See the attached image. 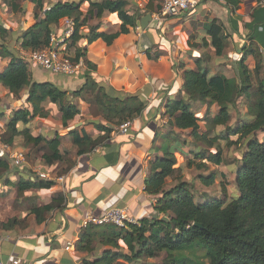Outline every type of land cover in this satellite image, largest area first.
Instances as JSON below:
<instances>
[{
  "label": "trees",
  "instance_id": "obj_1",
  "mask_svg": "<svg viewBox=\"0 0 264 264\" xmlns=\"http://www.w3.org/2000/svg\"><path fill=\"white\" fill-rule=\"evenodd\" d=\"M223 1L232 14L241 4V0ZM30 2L34 6L33 16L37 23L22 34L20 48L29 52L49 48L52 33L58 24L71 21L73 30L69 41L75 55L70 60L84 65V83L78 90L67 92L50 82L33 81L27 69L28 63L17 60L7 47L6 40L10 33L0 24V59H9L6 69L0 72V88L13 97L25 93L21 105L12 110L11 117L0 133V143L13 147L20 141L23 149L31 147L40 151L44 165L62 163L64 157L70 156L69 151H61L62 135L55 132L51 139L41 134L36 136L30 124L35 119H47L50 113L45 107L50 105L57 109L61 127L66 129L71 121L81 115V102L89 106L91 116L100 118L102 123L97 125L100 135L96 138L85 132L80 134L76 129L70 131L74 155L80 157L98 149L109 151L108 142L113 132L123 124L139 119L145 113L147 103L139 95L116 91L96 75V66L86 59V48L80 47L78 40H83L86 46L100 40L109 47L120 36L128 35L136 26L135 17L127 11L128 0H57L46 9L43 0ZM84 4L87 5L85 13L81 10ZM152 4L151 0L147 6L150 13H153ZM17 9L18 5L11 0V10L16 12ZM259 12L263 13L264 7L253 12V35L249 37V45L243 50L242 58L235 63L239 80L237 85L229 82L221 73L203 71L199 61L196 62V70L182 68L181 93L184 98L168 101L165 106L164 115L168 118L167 125L171 130L163 137V142L151 150L155 156L160 154V157H155L150 164L152 176L144 181V193L156 202L152 207L155 216L142 218L138 224H128L124 229L105 224L90 225L82 230L75 246L76 252L84 256L82 264H119V261L130 262L140 257L154 259L161 254L165 256L161 264H264V140L259 142L252 139L257 132L264 131V61L257 47L260 38L256 33L260 28L264 30V23L257 18ZM108 15L117 17L119 25L115 32L101 31V21ZM92 20L97 24L88 28L86 35H82ZM203 29L210 41L208 43L203 38V47L210 46L216 57L223 56L228 45L224 25L216 19H207ZM247 56L255 58L253 70L245 65ZM146 57L151 60L148 53ZM240 95H244L248 102L256 97L247 105L249 121L231 127L228 124L233 101L235 96ZM207 101L214 103L218 112L208 119L206 131L200 134L199 119L191 111L190 103ZM218 127L226 128V137L214 133ZM175 131H190L196 142L209 148L218 146L219 141H226L230 137L246 140V152L234 179L237 196L229 198L224 183L221 185L222 198L202 204L194 200L190 191L192 185L189 183L180 182L172 189L164 190L166 181L175 178L180 172L179 168H175V153L181 145ZM201 153V156L195 155V158H207L215 166L223 163L220 151L215 155L205 151ZM113 159L109 162L111 166L116 164L118 154L114 153ZM73 166L74 161H69L63 173ZM15 171L17 168L12 166L8 157H0L1 186L25 192L31 189H50L54 185L53 181L14 183L9 178ZM199 179L205 186H210L214 175ZM63 201L64 197L53 200L57 209H61ZM53 205L31 209L30 214L34 215L37 224L44 222V215L52 211ZM23 222L10 219L2 223L1 227L12 229ZM196 224L201 225L202 229L196 227ZM118 242L126 247L128 255L112 251L119 249ZM98 245L108 250L96 259H90Z\"/></svg>",
  "mask_w": 264,
  "mask_h": 264
},
{
  "label": "crops",
  "instance_id": "obj_2",
  "mask_svg": "<svg viewBox=\"0 0 264 264\" xmlns=\"http://www.w3.org/2000/svg\"><path fill=\"white\" fill-rule=\"evenodd\" d=\"M262 7H264V0H241L240 6L232 14L225 7L223 0H203L196 3L192 9L181 16L169 19L173 20L171 22H180L177 28L180 29V34L186 33L185 35H187L188 40L194 34H197L194 37V43L192 42L190 45L186 43L187 50L183 51L184 53L181 51L182 53L179 56L186 65L185 68L196 70V62L199 61L203 71L212 70L215 63L219 62L217 66L221 65L219 68L220 73L229 82L237 85L239 80L235 63L242 58L243 50L249 45V37L253 35L251 32V26L255 22L252 18L253 12ZM108 16L112 17L114 15ZM114 17L117 19L116 15ZM193 18L198 22L197 31H194L190 25ZM257 18L261 23H264V12H259ZM207 19H216L222 23L228 35V45L221 57H216L214 50L210 46L208 48L203 47V38H206L208 43L210 42L209 38L204 35L203 29L204 22ZM167 24L165 25L167 26ZM107 28L105 24L101 23V31L108 32L106 31L108 30ZM165 28L162 29V32H164ZM256 33H258L260 38V43L256 40L259 45H256L264 61V30L260 28L259 32ZM128 36L130 35L120 36L109 47L100 40L94 42L86 48L87 59L95 65L101 64V58L104 57L106 51L111 50L118 41L124 40ZM178 37L176 35V42ZM98 46L104 54L98 55L96 53L95 48ZM136 55L140 62L144 60L146 62L150 61L147 59L145 53H143V56ZM245 65L250 70H253L255 58L247 56ZM97 66L99 68H97V71L99 70L100 72V66ZM33 69V81L38 83L50 82L63 91L78 90L84 83V80L79 76L63 77L62 75H54L44 70H39L36 67H33ZM127 71V69L123 73L122 71H112V73L104 78L106 80L104 82H108L107 84L115 90L132 94V92L137 90L128 91L123 89L126 87L123 79L121 80ZM170 80L168 81L169 83L162 81L160 85L169 84V92L166 97L172 99L181 93L182 75L179 76L176 72L173 79L170 78ZM158 96L157 94L154 95L156 98ZM240 98L246 100L244 95H240L238 99ZM81 104L85 106V108L81 107V115L76 121H71L66 129L61 127L57 109L51 106L56 111L54 118L57 120V125L53 128L54 131H51V134H49L50 130L45 131L46 135H44L38 130L39 133L33 134L36 136L41 134L46 139H51L54 133L58 132L62 135L61 147L63 144L70 143L69 133L73 129H76L80 134L85 132L90 137L96 138L100 135L97 125L102 123L101 119L98 117L93 118L90 114L89 106ZM244 112L243 115L235 114V122L238 123L237 125L231 124L232 127L249 121L250 117L245 109ZM50 116L45 120L38 119V121L42 123L47 122L50 120ZM159 118V115L155 114L151 119H148L146 113H144L139 119L130 123L126 133H122L120 129H117L119 132L114 131L108 142L109 151L98 149L92 154L76 157L70 143L67 151L72 154L70 158L74 161V166L59 176L58 179L50 178L48 181L54 182V185L50 189H31L19 192L16 188H8L15 190L17 195L21 194L26 200L27 198H32L27 200L30 209L24 215L14 217L18 221L26 220L27 223L18 224L12 229H3L0 224V263L82 264L84 256L76 252L75 246L83 230L81 221L85 215L93 214L94 216H99L104 210L111 207L127 209L133 216H137V219L147 218L150 216V213L154 215V212L151 210L154 201L144 193V181L149 173L148 166L152 156L151 150L159 146L158 144L152 145L159 129ZM47 134H49V137H47ZM15 147L19 151H24L20 145H16ZM114 153L118 154V159L116 164L111 166L109 162L114 161ZM56 164L62 163H55L54 165ZM44 166V169L46 167L50 169L53 165ZM41 167L39 166V168L30 170L17 168V171L13 172L9 179L14 183L19 181L41 182L37 177V172L43 173V167ZM1 188L6 190L3 186ZM59 197H64L61 209H57L56 204L53 202L54 199ZM45 205H53L54 208L50 213L44 215L45 220L42 224H37L34 215H31L30 211L33 208ZM7 221L8 218L2 222L5 223ZM66 247H69V250H66Z\"/></svg>",
  "mask_w": 264,
  "mask_h": 264
},
{
  "label": "rangeland",
  "instance_id": "obj_3",
  "mask_svg": "<svg viewBox=\"0 0 264 264\" xmlns=\"http://www.w3.org/2000/svg\"><path fill=\"white\" fill-rule=\"evenodd\" d=\"M56 1L57 0H43L44 8L46 9L49 5L55 3ZM150 1L151 0H128L127 11L135 17L136 26L130 30V36H128V38L118 41L111 50L106 51L104 57L101 58V64H97L100 66V72L99 70L97 71L98 66L95 64L94 65L96 66L95 74L102 79L112 73V71H122L123 73L125 69L128 70L124 74L125 76L121 78V80L123 79L125 83L124 85L126 87L123 89L128 91H132L133 89L137 90L129 95H139L147 103V109L145 113L148 119H151V117H153L155 114L159 115V129L157 131L155 140L152 142V145H160L163 142V137L171 130L167 125L168 118L166 115H164L165 106L168 104V101L184 98L182 93H180V95L177 94L172 99L166 97L169 92V84L160 85V82L164 81L167 83L168 81H171L170 78L173 79L174 73L176 72L177 75H182V68L186 65L182 62V59L179 58V56L183 51L187 50V45H190L192 42L194 43V37L197 34H194V36L192 38L190 37L188 40L187 35H185V30V34H180V29L177 28L180 22H171L173 20L162 19L161 17L160 19L154 21L155 18L153 16L154 14L158 13L163 0H152L153 13L147 11V6ZM14 2L18 5L16 12L11 10V0H0V24L3 25L10 33V36L6 40L7 47L10 48L17 60L28 63L27 69L33 78V67L36 66L32 65L28 59L21 56V52L28 53L29 51H24L20 48V38L22 34L27 31V29L37 23L33 16L34 6L31 4L30 0H14ZM81 10L83 13H85L87 11V5H82ZM148 13L151 14L153 21L145 30L142 31L139 28L138 23L139 20ZM194 19L195 18H193L190 25L194 31H197L198 22ZM101 23L108 27V30H106L108 32H115L119 25V22L114 16H105ZM96 24L97 22L94 20L89 21V23L86 25V28L82 31V35H86L88 33V28L93 27ZM165 24H167V26ZM164 27L166 28L164 32H162ZM72 30L73 24L71 21H61L54 29V32L51 36L53 43L55 42L57 44L58 49H64L63 54L69 59H73L75 55L74 48L71 47V43L69 41ZM176 35L179 36L177 42ZM78 43L80 47L87 48L86 43L83 40L79 39ZM95 51L98 55L104 54L100 51L99 46L95 48ZM143 53H148L151 56V60L149 62H146L145 60L140 62L138 60L139 58L136 54L143 56ZM8 62L9 59L6 61L0 59V72L6 69ZM218 63H215V66H213L212 70L210 69L212 71L211 73H220L219 68L221 65L219 64V66H217ZM36 68L43 70L40 67ZM83 72L84 65L82 64V68L78 74L80 78H82ZM104 81L106 80L104 79ZM116 91L123 94H128V92L125 93L120 90ZM156 94L157 96L159 95L157 98L154 97ZM24 95L25 93H20L18 96L13 97L6 90L2 88L0 89V133L4 130L6 122L11 117L10 115L12 110L21 105L20 103L24 98ZM161 97L162 99H160ZM235 97L237 98L233 101L231 120L228 124L229 126H231V124L237 125L238 122H235V114L243 115L245 113L244 109L247 111L246 108L248 103L250 104L256 96H254L250 102L244 100L243 98L238 99L239 96ZM80 106L85 108V106L81 103ZM190 106L191 111L195 113L196 117L199 119L198 132L203 134L206 131L208 119L213 117L218 112V108L211 101H207L205 103L193 102L190 103ZM45 109L51 115L50 120L42 123L39 122L38 119H35L36 121L34 120L31 122L30 128L33 133H39L38 130H40L44 135H46L45 131L50 130L49 134H51V131H54L53 128L57 125V120L54 118L56 111L54 110V107H51L50 105L46 106ZM77 118H75L74 121H76ZM119 129L120 128H118V130ZM115 131H117V129ZM214 133L216 135L219 134L223 137H226L227 131L225 127H218L215 129ZM49 134H47V137H49ZM175 136L179 139L181 144L179 150L175 153V168H179L180 172L175 178H171L166 181L164 190H170L180 182L189 183L192 185L190 191L193 194L194 200L197 204H202L212 199L222 198L221 185L224 183L229 198H234L237 194L234 185V179L240 165V161L246 152V140H238L237 137H230L226 141H219L217 144L218 146L209 148L200 142H196L191 137L190 131H175ZM252 139H257L259 142H262L264 140V131L257 132L252 137ZM17 142V146L23 145L22 142ZM16 145L8 148L0 143V157L11 158L17 153H22L24 157V164L19 169L25 168L30 170L42 166V172L44 174H48V177L52 179H58L59 176L63 174L65 168L69 166V161H71L69 157L72 154H70L69 157H64L65 160L62 162V164H56L50 169H48V167L44 169L45 166L40 159V155L42 154L40 151L32 149L31 147L25 148L24 151H19L18 149H15ZM69 145L70 143L63 144L61 150L65 152V150H68ZM7 148L10 151L9 154ZM201 151H205V153L212 155H215L217 151H220V156L223 160V163L220 166H215L214 164L210 163L207 158L204 160L201 157L196 159L195 155L201 156ZM157 156L160 157V154H157ZM157 156H155V153L152 152L148 166L149 173L146 179L152 176L150 164ZM203 164L205 166L200 168V166ZM211 174L214 175L213 184L210 186H205V184L200 181L199 177L208 178ZM30 198H27V200ZM27 200L24 199L21 194L17 195L15 190L8 188L4 190L0 186V224L3 223L2 221L4 219L8 218V220H10L15 219V216L24 215L30 209L29 204H27ZM152 200L154 201V206L156 202L154 199ZM151 210L153 212L152 208ZM153 216H155V214L152 215L150 213V216L147 218H151ZM23 223H27V221L25 220ZM118 246L119 249H114L112 251L121 252V254L125 255L129 254L126 247L121 242H118ZM107 250L108 248L98 245L95 252L90 256V259H96ZM164 258L165 256L161 254L154 259H145L140 257L139 259L131 260L130 262L119 261V264H161Z\"/></svg>",
  "mask_w": 264,
  "mask_h": 264
},
{
  "label": "built area",
  "instance_id": "obj_4",
  "mask_svg": "<svg viewBox=\"0 0 264 264\" xmlns=\"http://www.w3.org/2000/svg\"><path fill=\"white\" fill-rule=\"evenodd\" d=\"M200 1L203 0H163L158 13L153 16L155 18L154 21L160 19V17L162 19H175L192 9ZM63 52L64 49H58L57 44L53 43V39L51 38L49 48L36 52H21V56L28 59L32 65L40 67L48 73L66 77L77 76L82 68V64L73 63ZM129 125L130 123L123 124L120 127V131L126 133ZM8 158L16 168H21L24 164L22 153H17L15 156ZM37 176L44 181L50 180L48 175L44 173L37 172ZM139 220L127 209L111 207L100 216H94L93 214L85 215L81 221V227L84 230L90 225L102 226L110 224L117 229H124L128 224H138ZM66 250H69V247H66ZM12 264H17V262H13Z\"/></svg>",
  "mask_w": 264,
  "mask_h": 264
},
{
  "label": "water",
  "instance_id": "obj_5",
  "mask_svg": "<svg viewBox=\"0 0 264 264\" xmlns=\"http://www.w3.org/2000/svg\"><path fill=\"white\" fill-rule=\"evenodd\" d=\"M152 21V16L148 13L139 20L138 26L143 31L152 23ZM195 226L202 229V226L199 224H196Z\"/></svg>",
  "mask_w": 264,
  "mask_h": 264
}]
</instances>
